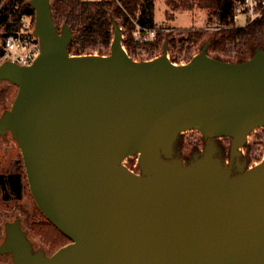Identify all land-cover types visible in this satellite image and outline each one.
<instances>
[{
  "label": "water",
  "instance_id": "water-1",
  "mask_svg": "<svg viewBox=\"0 0 264 264\" xmlns=\"http://www.w3.org/2000/svg\"><path fill=\"white\" fill-rule=\"evenodd\" d=\"M39 52L0 63L17 87L0 117L20 150L33 200L69 242L33 251L18 220L0 254L13 264H264V158L246 168L240 148L264 129V51L225 61L209 41L183 65L162 53L135 60L112 22L108 54H70L50 0H28ZM186 131L207 141L175 158ZM230 140L228 164L214 139ZM136 156L139 171L123 164Z\"/></svg>",
  "mask_w": 264,
  "mask_h": 264
},
{
  "label": "trees",
  "instance_id": "trees-1",
  "mask_svg": "<svg viewBox=\"0 0 264 264\" xmlns=\"http://www.w3.org/2000/svg\"><path fill=\"white\" fill-rule=\"evenodd\" d=\"M1 1V0H0ZM26 0H8L0 7V29L5 32L22 27V16L33 19V9L25 3ZM166 3L165 18L173 20L176 11L202 10L207 18L216 20L222 27L209 40L208 50L215 57L230 61L233 51L238 61L245 55H252L257 48L264 49V11L261 18L244 27H235L232 21V0H164ZM52 18L57 27L63 23L71 29L74 39L70 42V54H87V51L109 47L112 36V22L120 21L126 28L129 38L124 40L126 52L133 58L132 32L140 29H156V38L151 42H139L143 46L157 49L162 44L163 27L158 26L153 19L154 0H50ZM183 39L172 38L169 43L172 49L183 50L184 45L197 43L203 32H188ZM1 36V35H0ZM3 37V34H2ZM138 43V41H136ZM134 42V43H136ZM177 52L173 51L172 61ZM182 141V140H181ZM179 143V141H178ZM181 144V142H180ZM23 171L0 173V194L3 201L20 199L22 194ZM44 235L48 231L55 233L54 241L60 237L68 240L51 223L39 226ZM69 241V240H68Z\"/></svg>",
  "mask_w": 264,
  "mask_h": 264
},
{
  "label": "rangeland",
  "instance_id": "rangeland-1",
  "mask_svg": "<svg viewBox=\"0 0 264 264\" xmlns=\"http://www.w3.org/2000/svg\"><path fill=\"white\" fill-rule=\"evenodd\" d=\"M8 0H1L0 7L6 3ZM28 0L25 1L27 3ZM154 14L153 19L155 22L165 29L162 30V35L164 40L162 44L157 49H149L146 46L140 44L142 41L139 36L136 34L135 30L132 32L133 41L138 43H132L133 48V59L135 60H149L153 57L159 56L162 51V45L172 39L186 38L188 32L202 31L203 36L197 43L185 44L183 50L172 49L169 43L168 57L171 59L173 51H176L177 58L174 61L176 64L183 65L191 57L199 53L201 46L209 41L208 39L212 38L213 35L221 28V25L216 23V20L211 19L210 21L207 18V14L203 11L196 12L192 14L188 11H176L174 12L173 20H168L165 18L166 4L164 0H154ZM203 16V22L200 20L199 15ZM34 16V15H33ZM117 23L121 26V33L124 40L128 39V32L124 28L120 21ZM244 23V18H240L238 21L239 25ZM60 28L58 27V30ZM6 33L3 29H0V56L2 53V34ZM140 42V43H139ZM124 46V43H123ZM125 48V47H124ZM261 49L257 48L256 50ZM264 51V49H262ZM109 47L103 48L102 52H98L97 49H92L87 51V53L103 55L108 54ZM209 55L214 57L212 53L209 52ZM249 55H245L243 59L249 58ZM225 58V57H222ZM238 59L235 52L233 51L230 61H235ZM172 60V59H171ZM17 93V87L7 81H0V117L5 111H9L11 105L15 99ZM182 140V141H181ZM179 141V143H178ZM206 139L201 136L200 133L196 131H186L182 133L177 142L175 143V158H180L187 163L190 161L194 154L200 153L203 151ZM181 142V144H180ZM214 144L219 149L217 158L225 161L228 164L229 151H230V140L224 137H218L214 139ZM240 159L241 163L246 164V168L259 163L260 160L264 158V129L255 128L247 138V143L244 147L240 148ZM136 156L125 157L123 159V164L128 166L132 171L138 173L139 168L136 164ZM23 171L22 179V194L20 199H12L9 201H3L0 194V244L2 243L5 237V225L11 223L15 220H18L21 230L25 233L27 239L31 243L32 250L37 251L41 250L45 255H51L59 247L67 244L68 240H63L58 238L57 241H54L55 233L48 231V235L42 234L39 230V226L47 225L50 223L43 216V214L37 208L33 197L30 193L28 183L26 180L24 167L22 163L21 153L16 144V141L11 136V133L7 131L4 134H0V173H9L16 171ZM0 264H13L10 254H0Z\"/></svg>",
  "mask_w": 264,
  "mask_h": 264
},
{
  "label": "built area",
  "instance_id": "built-area-1",
  "mask_svg": "<svg viewBox=\"0 0 264 264\" xmlns=\"http://www.w3.org/2000/svg\"><path fill=\"white\" fill-rule=\"evenodd\" d=\"M232 21L235 27H244L261 18L264 11V0H232ZM244 18L242 25L238 24ZM22 27L6 32L2 37V53L0 63L11 61L18 65L30 64L39 52V43L33 34V19L22 16ZM222 27V26H221ZM136 34L144 42H151L156 38V29H135Z\"/></svg>",
  "mask_w": 264,
  "mask_h": 264
},
{
  "label": "crops",
  "instance_id": "crops-1",
  "mask_svg": "<svg viewBox=\"0 0 264 264\" xmlns=\"http://www.w3.org/2000/svg\"><path fill=\"white\" fill-rule=\"evenodd\" d=\"M166 4V3H165ZM166 11V10H165ZM199 11H202V10H193V11H188V12H191L192 14H196V12H199ZM204 12V11H203ZM165 13V12H164ZM205 13V12H204ZM198 18H200V20L203 22V20H204V18H203V16L201 15V13H200V15H199V17ZM155 20V19H154ZM156 23V22H155ZM157 24V23H156ZM158 25V24H157ZM159 26V25H158Z\"/></svg>",
  "mask_w": 264,
  "mask_h": 264
},
{
  "label": "flooded vegetation",
  "instance_id": "flooded-vegetation-1",
  "mask_svg": "<svg viewBox=\"0 0 264 264\" xmlns=\"http://www.w3.org/2000/svg\"><path fill=\"white\" fill-rule=\"evenodd\" d=\"M237 162H238V163H240V164H243V163H241V159H240V158L238 159V161H237Z\"/></svg>",
  "mask_w": 264,
  "mask_h": 264
}]
</instances>
